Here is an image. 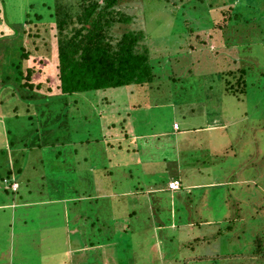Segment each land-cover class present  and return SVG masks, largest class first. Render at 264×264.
<instances>
[{"label":"rangeland","instance_id":"1","mask_svg":"<svg viewBox=\"0 0 264 264\" xmlns=\"http://www.w3.org/2000/svg\"><path fill=\"white\" fill-rule=\"evenodd\" d=\"M49 1L0 0V14L20 29ZM162 5L145 7L155 14L150 39L165 48L160 80L40 99V108L0 81V264H51L53 249L82 245L71 264H264V4ZM53 50L43 51L49 66ZM174 121L175 137H155ZM10 165L16 193L3 190ZM175 177L181 188L170 192Z\"/></svg>","mask_w":264,"mask_h":264},{"label":"trees","instance_id":"2","mask_svg":"<svg viewBox=\"0 0 264 264\" xmlns=\"http://www.w3.org/2000/svg\"><path fill=\"white\" fill-rule=\"evenodd\" d=\"M183 1L51 0L42 3L44 8L39 11L26 13L20 29L8 27L4 12L3 18L0 14V64L5 58L8 63L4 64L3 72L0 70L1 88L11 89L12 94L18 95L20 101L34 103V108H40L41 105L47 106L45 103L38 104L40 99L57 96L69 99L78 93L112 91L131 85L145 86L155 79L160 80V76L156 75L159 57L156 61L155 57L157 54L160 56L165 48L158 49L150 39L148 23L149 20L153 22L151 18L155 14L153 12L149 15L150 12H146L145 7L156 8L155 4H161L164 8V3L171 4L174 10L179 11L177 7ZM261 3L264 4V0ZM30 7L34 8L35 5L31 4ZM229 8H233V5ZM228 11L229 9L222 14L219 27L225 25ZM158 23L165 32H170L168 25L160 21ZM170 23L172 20L169 19L168 24L171 25ZM28 30L35 31L32 34L26 33ZM29 40L30 44L27 43ZM37 40H40L39 45L34 46ZM50 43L54 47L55 61L49 66L43 60V51L49 49ZM174 47L178 48L179 44ZM33 50L39 51L40 56L32 55ZM40 74L42 76L38 78ZM38 111V116L43 115L41 109ZM66 113L68 106L64 108L63 116H67ZM27 118L34 121V113L28 114ZM13 169L10 165L1 179L4 191L16 193L11 187L13 182H17ZM91 237L97 239L96 236ZM257 238L255 242L260 244V239ZM84 248L85 245L79 247ZM256 248L260 253L263 252L261 244L256 245ZM65 250H57L56 254L63 260L54 257L51 264H71L68 260L72 258L70 253H82L72 247L68 249V253Z\"/></svg>","mask_w":264,"mask_h":264},{"label":"crops","instance_id":"3","mask_svg":"<svg viewBox=\"0 0 264 264\" xmlns=\"http://www.w3.org/2000/svg\"><path fill=\"white\" fill-rule=\"evenodd\" d=\"M173 123H177L178 124V122L177 121H174ZM173 123H172V125H173ZM179 130V124H178V129L177 130H175V129H173L172 128V130H170V131H168V132H165L164 131V128L163 129H161L159 132H156L155 134H158V135H156L155 136V134H154V136L155 137H169V136H171V137H175L174 136V134L177 132ZM136 138H140V137H137L136 136ZM171 180H179L180 182H181V180H180V178H178V177H175V178H173V179H171ZM171 180H169V181H171ZM208 185H210V187H213V188H216L217 187V185H218V183H214V184H208ZM193 188L194 189V186H188V188ZM180 190V189H179ZM179 190H177V191H179ZM19 191V190H18ZM169 191V190H168ZM170 192H176V191H170ZM19 196V199H18V201H17V203L18 204H21V206H28V205H26L24 202V200H23V198L21 197V196H23V195H18ZM11 199V198H10ZM95 199H99V198H95ZM12 201H14V199H12ZM15 202V201H14ZM43 202V201H42ZM45 204H47V203H45ZM8 206H14V204L13 203H11V204H8V205H3V206H1V207H8ZM63 209H65V212H63V214H62V219L64 220L65 219V216H66V207H63ZM64 223H65V221H63ZM74 230H76V229H74ZM77 231V230H76ZM76 231H74L75 233H76ZM69 245H70V243H69ZM65 246V245H64ZM64 249H66L67 250V248L66 247H64ZM87 249V247H85L83 250H86ZM65 250V251H66ZM80 250V249H79ZM80 251H82V250H80ZM69 251L67 250V253H68ZM52 254L54 255V256H56L57 254H56V251L53 249V251H52ZM54 256H52V257H54ZM51 257V256H50Z\"/></svg>","mask_w":264,"mask_h":264},{"label":"built area","instance_id":"4","mask_svg":"<svg viewBox=\"0 0 264 264\" xmlns=\"http://www.w3.org/2000/svg\"><path fill=\"white\" fill-rule=\"evenodd\" d=\"M173 127L175 129H177L178 128V125L176 123H174L173 124ZM13 187H16V185L14 184ZM179 188H180V181L179 180H172L168 184V189L171 190V191L178 190Z\"/></svg>","mask_w":264,"mask_h":264},{"label":"clouds","instance_id":"5","mask_svg":"<svg viewBox=\"0 0 264 264\" xmlns=\"http://www.w3.org/2000/svg\"><path fill=\"white\" fill-rule=\"evenodd\" d=\"M173 124H174V123H173ZM176 124H177V123H176ZM177 125H178V124H177ZM172 128L175 129V128L173 127V125H172ZM177 129H178V128H177ZM177 129H175V130H177ZM171 181H172V180H171ZM171 181H169V182H171ZM169 182H168V184H169ZM168 184H167V189H168ZM180 188H181V183H180ZM180 188H179V189H180ZM179 189H178V190H179ZM168 190H169V189H168ZM169 191H171V190H169ZM175 191H177V190H175Z\"/></svg>","mask_w":264,"mask_h":264}]
</instances>
